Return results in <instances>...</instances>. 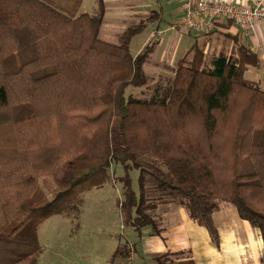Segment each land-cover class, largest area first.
<instances>
[{
	"label": "trees",
	"instance_id": "trees-1",
	"mask_svg": "<svg viewBox=\"0 0 264 264\" xmlns=\"http://www.w3.org/2000/svg\"><path fill=\"white\" fill-rule=\"evenodd\" d=\"M98 4L73 18L43 0H0V264H37L40 225L119 165L123 222L135 231L156 229V206L174 203L218 243L213 213L226 202L264 241V89L245 73L257 57L242 47L205 64L193 46L165 88L137 97L129 91L151 79L157 41L134 55L139 28L104 40ZM45 177L56 190L38 201Z\"/></svg>",
	"mask_w": 264,
	"mask_h": 264
},
{
	"label": "crops",
	"instance_id": "crops-1",
	"mask_svg": "<svg viewBox=\"0 0 264 264\" xmlns=\"http://www.w3.org/2000/svg\"><path fill=\"white\" fill-rule=\"evenodd\" d=\"M226 1L253 5L256 0ZM93 2V10L84 13L98 11L99 0ZM102 3L104 19L100 35L105 37L104 40L119 43L128 28H139L138 33L146 36L147 42H143L134 55L157 41L148 60L161 62L155 64L157 67L165 60L170 66L177 65L193 46L199 47L207 62L221 54L239 58L240 48L245 47L258 60L257 66L247 65L246 76L258 81L264 89V24L245 30L237 22L224 19L218 21L213 30L196 34L187 31L182 24L183 0H102ZM182 34H189L193 40L178 57L176 50L183 44ZM148 61L144 63L145 72ZM155 220L156 229L149 226L140 233L124 224L126 234L122 238V249L129 248L130 254L126 258L117 256L122 245L116 243L107 264H264V241L260 230L241 218L237 208L230 203H220L213 213L219 232L218 243L180 205L158 204Z\"/></svg>",
	"mask_w": 264,
	"mask_h": 264
},
{
	"label": "rangeland",
	"instance_id": "rangeland-1",
	"mask_svg": "<svg viewBox=\"0 0 264 264\" xmlns=\"http://www.w3.org/2000/svg\"><path fill=\"white\" fill-rule=\"evenodd\" d=\"M43 1L69 17L91 12L94 7L93 0ZM182 35L183 44H179L180 47L176 50L178 57L185 53L187 46L193 40L189 34ZM100 36L105 38L103 35ZM169 36L170 34H167V37ZM145 39L146 36L142 33L133 36L130 44L132 54H136L139 46L147 42ZM191 58L190 56L189 59ZM147 63L146 73L151 77L147 85L139 89H129V92H134L137 97H150L155 86L165 88L166 83L173 80L177 66L176 64L170 66L168 60H165L161 67L155 66L156 63L162 64L155 60ZM123 173V167L117 166L114 173L111 172V179L81 194L64 214L53 215L40 225L38 233L42 249L37 264H107L116 243L118 245L120 242L122 245L119 248L124 247L122 238L126 232L123 229V215L119 202L122 197V184L118 179ZM139 174L137 170L130 173L133 188L137 193H139ZM39 184L36 194L38 201L51 199L56 190L53 178L40 179ZM3 225L4 218L0 210V228Z\"/></svg>",
	"mask_w": 264,
	"mask_h": 264
},
{
	"label": "built area",
	"instance_id": "built-area-1",
	"mask_svg": "<svg viewBox=\"0 0 264 264\" xmlns=\"http://www.w3.org/2000/svg\"><path fill=\"white\" fill-rule=\"evenodd\" d=\"M224 19L237 22L245 30L264 24V0H256L253 5L226 0H183L182 24L189 32L211 31Z\"/></svg>",
	"mask_w": 264,
	"mask_h": 264
}]
</instances>
